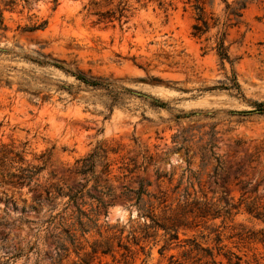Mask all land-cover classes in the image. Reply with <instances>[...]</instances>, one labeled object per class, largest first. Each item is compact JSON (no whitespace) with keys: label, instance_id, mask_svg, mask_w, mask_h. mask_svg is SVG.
I'll use <instances>...</instances> for the list:
<instances>
[{"label":"rangeland","instance_id":"obj_1","mask_svg":"<svg viewBox=\"0 0 264 264\" xmlns=\"http://www.w3.org/2000/svg\"><path fill=\"white\" fill-rule=\"evenodd\" d=\"M227 3L0 0V74L9 82L0 83V146L44 167L32 191L0 174V264H229L225 253L264 264V222L244 210L264 206V0ZM196 4L210 26L201 38L192 35ZM220 37L232 62L217 53ZM97 147L106 159L95 176L77 173ZM87 180L84 191L106 203L100 233L73 225L66 193ZM141 181L159 225L122 194ZM95 198L81 209L91 213ZM96 242L110 251L94 253Z\"/></svg>","mask_w":264,"mask_h":264},{"label":"trees","instance_id":"obj_2","mask_svg":"<svg viewBox=\"0 0 264 264\" xmlns=\"http://www.w3.org/2000/svg\"><path fill=\"white\" fill-rule=\"evenodd\" d=\"M226 3L227 7H230L229 4L227 3V0H222ZM246 7V2H242L240 3L239 6L234 7L231 10V13L235 16V17H240L242 15V13L239 11L241 9H244ZM195 8L197 9V17H196V22L193 24V31H192V35L198 38H201L204 34H206L209 29V23L207 22V20L204 19L203 17V7L199 4H196ZM32 30L34 29V27H28L25 28V30ZM7 31V25L5 23V18L3 16V11L0 10V36H5V32ZM217 53L219 55V57L224 60L227 59L230 62H232L230 60V56L227 50V46L224 44V38L220 37L218 43H217ZM46 62V61H45ZM48 63V62H46ZM62 67V66H59ZM63 68V67H62ZM77 77L81 80H83L84 82L91 84L93 86H100V85H104L102 82L95 80V79H90L87 78L86 76H84L83 74H77ZM6 82V84H9V82L4 81L1 78V74H0V83ZM237 87H239V84H237ZM180 137V135H175L173 137L174 141H177L178 138ZM183 142L186 140L185 138L182 139ZM215 147V144L210 142L208 144V147L206 148V152H205V156H208L209 158L211 156L214 155V151L213 148ZM101 151L103 153H105L104 149H101L100 147H97L92 153H90L87 157L82 158L77 160V163H81V166L79 168H77L76 172L80 173L82 175H87V174H92L93 176H95V164L96 162L100 159L103 158L104 160L106 159V154H101ZM211 152L210 156L208 155ZM217 160V165L214 167V172H216V170L218 168L221 167L222 162L220 161L219 158L215 157ZM43 165H37V164H32L31 162H27L25 155H24V151H16L12 146L6 145V144H2L0 146V174L2 175L3 178H7L8 182L14 185H18L20 187H28L30 191L34 190L35 187L37 186L38 183L36 182L38 180V176L40 174V172L43 170ZM104 172L109 174V163L106 161L104 164ZM262 180H264V176L262 178ZM261 180V181H262ZM88 180L86 181V184L82 185V188L72 192L71 189H69V191L66 193V195H68L69 197V202L73 203V205L76 207L78 214L75 215V219L76 221L73 223V225L76 223L78 224V230H80L82 232V234L89 232L92 229H97L98 233H100V225H98L97 221L99 219V215L102 211V208L106 206V203L103 199L101 198H95L92 195H90V193L88 191H84L86 189V187L88 186ZM260 183H257L255 185V187H253L251 190H249L250 192H256L258 191V186ZM150 185V182H146L143 183L142 181L139 183V188L135 189V188H129L127 186H124L125 191L122 192L123 195H125L126 199L129 197H133L135 198V201L133 203H131L130 205H135L138 209V216L143 217L144 219L149 217L152 221L155 222V218H154V214H153V209L151 208H147L146 207V202H143V198L142 196L144 194H149L148 190H147V186ZM247 187V184L243 186V189H245ZM46 194L49 195L50 191L49 190H45ZM109 192H111V189H108L107 192H104V194H109ZM247 191H245L246 193ZM103 193V192H102ZM244 193V194H245ZM86 195H89L91 198H95L98 201V205L96 208L91 209V213L93 215H91V213H86L84 210L81 209V204H85V202H83V199ZM33 201L39 203L40 202V198L35 197L33 199ZM81 201V202H79ZM31 208H34V205L31 204L30 205ZM234 208H238L240 207V204L238 205H233ZM25 210V207H22V211ZM244 210L250 214L251 216H253L256 219L262 220L264 222V206L259 205V203L256 202V200H253L252 202L248 203L246 202L245 206H244ZM56 216H51L50 219L48 220L50 223L54 222V220L56 219ZM60 219H64V217H60ZM157 223V222H155ZM157 225H159L157 223ZM150 226L145 225V229H148ZM108 229H114L115 233L117 231L121 232V229H117V225H113V226H109L108 225ZM70 232V230H69ZM260 233L262 234V237L259 238V241L264 243V229L260 230ZM70 235L73 237H76L75 233H71ZM177 235L176 234H171L170 235V239H176ZM250 238V237H249ZM218 241H221V238L218 236ZM106 247L108 245V243L105 244ZM118 246H123L124 248L127 249V245H122L121 242H118ZM101 247V248H100ZM104 247L103 244H99V243H95L94 244V248H93V252L96 253L98 252L99 249H102L101 251L103 253H107L110 251L111 247H107V248H102ZM201 250L206 251L207 255H209L211 258H213V254L211 251L207 250V249H203L201 248ZM229 261V264H231V260L233 257L236 258V260L234 261L233 264H242L240 262L241 258L235 254H224ZM233 255V256H232ZM214 264H222L221 262L216 263L215 260H213Z\"/></svg>","mask_w":264,"mask_h":264},{"label":"water","instance_id":"obj_3","mask_svg":"<svg viewBox=\"0 0 264 264\" xmlns=\"http://www.w3.org/2000/svg\"><path fill=\"white\" fill-rule=\"evenodd\" d=\"M141 95H143V96H145V97H147V98H150V99H154L153 97H151V96H149V95H145V94H141Z\"/></svg>","mask_w":264,"mask_h":264}]
</instances>
